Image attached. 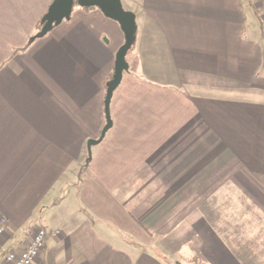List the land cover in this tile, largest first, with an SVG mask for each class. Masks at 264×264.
Wrapping results in <instances>:
<instances>
[{
  "label": "crops",
  "instance_id": "1",
  "mask_svg": "<svg viewBox=\"0 0 264 264\" xmlns=\"http://www.w3.org/2000/svg\"><path fill=\"white\" fill-rule=\"evenodd\" d=\"M54 1L0 0V264H264V0H119L105 133L125 32Z\"/></svg>",
  "mask_w": 264,
  "mask_h": 264
},
{
  "label": "water",
  "instance_id": "2",
  "mask_svg": "<svg viewBox=\"0 0 264 264\" xmlns=\"http://www.w3.org/2000/svg\"><path fill=\"white\" fill-rule=\"evenodd\" d=\"M74 1L84 6H97L100 10L109 18H112L120 22L123 31L126 35V43L119 50L117 54V66L112 80L109 82L108 91L105 101V107L107 111L108 125L105 131L111 126L110 116L108 114V107L113 90L120 83L123 76V69L125 66V55L132 44V34L129 27V15L124 12L119 0H55L52 4L49 13L46 17L45 27L41 31V35L44 36L46 33L52 30L54 25L59 24L64 18H68L72 11Z\"/></svg>",
  "mask_w": 264,
  "mask_h": 264
},
{
  "label": "built area",
  "instance_id": "3",
  "mask_svg": "<svg viewBox=\"0 0 264 264\" xmlns=\"http://www.w3.org/2000/svg\"><path fill=\"white\" fill-rule=\"evenodd\" d=\"M264 11V4L262 5ZM7 219L0 216V240L6 232ZM48 232L45 228H38L33 236L31 244L20 254L8 252L5 255L7 264H35L48 241Z\"/></svg>",
  "mask_w": 264,
  "mask_h": 264
},
{
  "label": "rangeland",
  "instance_id": "4",
  "mask_svg": "<svg viewBox=\"0 0 264 264\" xmlns=\"http://www.w3.org/2000/svg\"><path fill=\"white\" fill-rule=\"evenodd\" d=\"M124 7H125V8L127 7L126 4L124 5ZM72 198H73V195H72ZM45 219H46V218H45V215H43V216H42V220H41L42 222L40 221V222H38V223H39V224H43V223L45 222ZM36 223H37V222H36ZM43 227H44V226H43Z\"/></svg>",
  "mask_w": 264,
  "mask_h": 264
}]
</instances>
